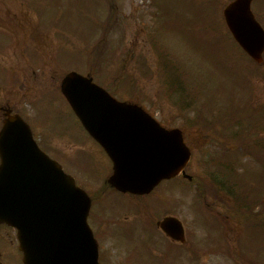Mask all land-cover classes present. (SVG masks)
I'll list each match as a JSON object with an SVG mask.
<instances>
[{
	"label": "rangeland",
	"instance_id": "374dc122",
	"mask_svg": "<svg viewBox=\"0 0 264 264\" xmlns=\"http://www.w3.org/2000/svg\"><path fill=\"white\" fill-rule=\"evenodd\" d=\"M230 1L0 0V119L8 105L26 118L41 147L94 194V226L104 215L129 225L132 254L136 248L143 252L159 246L170 264H264V245L254 250L264 243V226L244 222L239 232H225L217 213L222 196L221 191L214 193L218 186L209 182L202 194L181 175L145 194L108 186L97 199L112 174V162L63 96L61 80L73 69L90 73L116 98L139 103L165 126L182 129L193 153L187 173L206 178L216 162L206 164L207 155L227 156L209 140L223 138V113L249 103L264 114V60L255 62L230 33L223 16ZM252 8L264 26V0H254ZM107 19L111 24L103 27ZM228 153L239 159L236 177L256 183L253 187L259 184L251 201L258 196L264 201L262 166L250 156ZM142 204L148 211L139 212ZM166 215L182 220L184 246L156 227L154 220ZM117 241L112 236L104 245L114 247ZM189 245L195 259L179 248ZM116 250L121 251L119 245ZM8 256L20 264L17 252Z\"/></svg>",
	"mask_w": 264,
	"mask_h": 264
},
{
	"label": "water",
	"instance_id": "95a60500",
	"mask_svg": "<svg viewBox=\"0 0 264 264\" xmlns=\"http://www.w3.org/2000/svg\"><path fill=\"white\" fill-rule=\"evenodd\" d=\"M250 5L251 0H234L224 16L236 40L261 62L264 29ZM61 87L86 129L112 158V186L144 193L183 170L191 153L179 129H165L138 104L117 100L75 71L65 76ZM0 151V222L18 229L25 264H99L87 223L89 196L41 150L19 115L5 121ZM161 225L177 238L183 235L175 217Z\"/></svg>",
	"mask_w": 264,
	"mask_h": 264
},
{
	"label": "flooded vegetation",
	"instance_id": "af4514ba",
	"mask_svg": "<svg viewBox=\"0 0 264 264\" xmlns=\"http://www.w3.org/2000/svg\"><path fill=\"white\" fill-rule=\"evenodd\" d=\"M4 110V115L16 113L14 107L11 105L5 107ZM5 119L6 115L0 119V128ZM113 218L114 217L104 215L99 221V224L94 228L99 244V258L102 264H163L165 251H158L157 248L159 246L156 248L154 246L145 247L143 252L141 248H136L137 252H134L135 249H133L132 254L127 247L128 240H131L132 238L131 228L129 229L128 224L123 226L121 220H113ZM112 236L115 239H118L117 242L121 251L116 250L118 245L114 246L115 248H109L104 245ZM122 240L126 241L125 247L121 245ZM11 252H17L20 264H23L22 253L19 250L17 230L7 223H0V264L1 262L2 264H17L15 258L12 259L8 256ZM6 255L8 256L9 261L7 260Z\"/></svg>",
	"mask_w": 264,
	"mask_h": 264
},
{
	"label": "trees",
	"instance_id": "16d2710c",
	"mask_svg": "<svg viewBox=\"0 0 264 264\" xmlns=\"http://www.w3.org/2000/svg\"><path fill=\"white\" fill-rule=\"evenodd\" d=\"M230 120L238 121L237 118H232V119H230ZM239 143H240V142H239ZM242 143H243V144H246V143L243 142V141H242ZM219 144H220V146H223V147H227V146H228V142H225V141H224V142L221 141ZM256 146H259L258 143L256 144ZM257 151H258V148H257ZM255 153H256V148H255ZM261 155H262V154H261ZM226 166H228V164H227ZM204 183H205V181H201V184H203L202 186L205 187L206 185H205ZM244 214H245L246 216L248 215V213H247L246 211L244 212Z\"/></svg>",
	"mask_w": 264,
	"mask_h": 264
}]
</instances>
